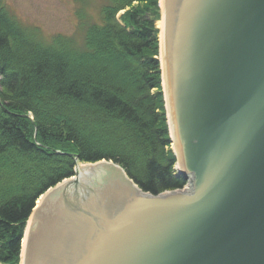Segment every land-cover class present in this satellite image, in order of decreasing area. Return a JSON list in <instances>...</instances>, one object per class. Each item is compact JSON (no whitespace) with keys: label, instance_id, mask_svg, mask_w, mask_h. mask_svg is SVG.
<instances>
[{"label":"water","instance_id":"1","mask_svg":"<svg viewBox=\"0 0 264 264\" xmlns=\"http://www.w3.org/2000/svg\"><path fill=\"white\" fill-rule=\"evenodd\" d=\"M161 14L190 188L153 195L112 161L78 164L37 203L21 264H264V0H161Z\"/></svg>","mask_w":264,"mask_h":264},{"label":"trees","instance_id":"2","mask_svg":"<svg viewBox=\"0 0 264 264\" xmlns=\"http://www.w3.org/2000/svg\"><path fill=\"white\" fill-rule=\"evenodd\" d=\"M80 33L46 39L0 0V264H20L38 200L112 161L144 192L183 189L160 62V0H77ZM79 33V34H80Z\"/></svg>","mask_w":264,"mask_h":264},{"label":"rangeland","instance_id":"3","mask_svg":"<svg viewBox=\"0 0 264 264\" xmlns=\"http://www.w3.org/2000/svg\"><path fill=\"white\" fill-rule=\"evenodd\" d=\"M3 2L21 22L28 27L38 28L46 39L56 34H65L68 36L78 34V36H81L79 30L80 21L77 16V8L79 7L77 0H3ZM89 2L90 4L87 6L88 12L94 17H97L96 8L98 9L99 7L98 0H89ZM159 2L161 8V0ZM161 20L157 24L160 30V54L161 28L159 27V23ZM174 145L171 146L173 152H175ZM79 165L84 164L80 163Z\"/></svg>","mask_w":264,"mask_h":264},{"label":"bare ground","instance_id":"4","mask_svg":"<svg viewBox=\"0 0 264 264\" xmlns=\"http://www.w3.org/2000/svg\"><path fill=\"white\" fill-rule=\"evenodd\" d=\"M159 27L161 28V31H163V29H162V22L159 23ZM161 43H162V46H163V37L162 36H161ZM162 67L164 69V74H165L164 81L166 82V73H165V67H164V62L163 61H162ZM172 134L174 135V130L173 129H172ZM174 148H175V151H176L177 155L180 156L176 144L174 145ZM81 168H82V165H79V167H78V173H79V175H80ZM75 178H79V176H77ZM72 179H74V178H72Z\"/></svg>","mask_w":264,"mask_h":264}]
</instances>
